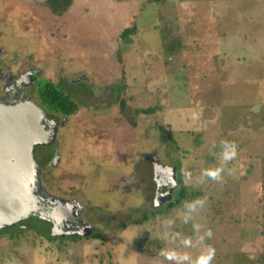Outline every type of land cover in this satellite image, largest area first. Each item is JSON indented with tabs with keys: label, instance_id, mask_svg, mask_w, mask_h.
<instances>
[{
	"label": "rangeland",
	"instance_id": "374dc122",
	"mask_svg": "<svg viewBox=\"0 0 264 264\" xmlns=\"http://www.w3.org/2000/svg\"><path fill=\"white\" fill-rule=\"evenodd\" d=\"M165 20L183 44L170 58L159 38ZM133 25L125 44L120 33ZM0 48L7 69L33 68L37 87L50 80L77 101L59 130L60 160L45 164L41 186L80 200L93 227L90 237L50 241L36 232L47 225L32 218L18 240L15 228L0 231V264H175L163 250L195 264L208 247L212 264L264 256V0H73L61 16L45 0H0ZM30 95L39 104L35 85ZM120 97L160 105L177 150L153 115L130 127ZM225 141L238 155L222 164ZM156 165L180 166L183 183L201 191L187 223L186 205L167 211L154 202ZM217 167L220 179L203 175ZM164 170L161 193L172 179ZM150 210L162 212L145 217Z\"/></svg>",
	"mask_w": 264,
	"mask_h": 264
},
{
	"label": "flooded vegetation",
	"instance_id": "af4514ba",
	"mask_svg": "<svg viewBox=\"0 0 264 264\" xmlns=\"http://www.w3.org/2000/svg\"><path fill=\"white\" fill-rule=\"evenodd\" d=\"M0 104L5 106H14L22 103L32 102L35 103L30 95L33 85L37 91V71L33 68L27 67L20 72L16 70L7 69L2 63L4 56L3 50L0 48ZM42 108V107H41ZM43 109V108H42ZM63 117V118H62ZM66 116L51 113L43 109V117L40 121L42 128L49 133L50 144L36 146L33 153V168L34 179L31 185V197L29 199L30 210L28 217L21 220L14 226V228L25 229L30 226L29 220L35 218L40 224H46L47 230L51 234V229L56 226L58 232L64 235H58L55 237L68 238L69 236L74 238L73 235L68 233L74 231H81L83 228L93 227L83 217V203L76 199H67L47 192L41 186L42 171L45 164H51L56 166L58 160H60L61 153L59 148V133L60 129L64 128L65 124L62 122ZM40 148H48L47 151L41 155V162L39 160ZM67 151H64L63 157H66ZM50 158V160H49ZM64 159V158H62ZM153 160L152 158H150ZM73 161V159H70ZM156 162V161H155ZM157 174L155 168L156 178L159 182H162V178L165 181L167 176L164 174L165 168L157 166ZM166 182V181H165ZM33 225V224H32ZM34 226V225H33ZM13 228V227H12ZM92 234V232H91ZM80 236V235H78Z\"/></svg>",
	"mask_w": 264,
	"mask_h": 264
},
{
	"label": "water",
	"instance_id": "95a60500",
	"mask_svg": "<svg viewBox=\"0 0 264 264\" xmlns=\"http://www.w3.org/2000/svg\"><path fill=\"white\" fill-rule=\"evenodd\" d=\"M20 106H5L0 104V231L14 227L21 220L28 217L22 204L31 197L27 188L34 179L33 153L36 146L50 144V139L35 140L30 135L35 124L39 125L43 109L32 102ZM30 105L40 117L29 111ZM36 118V119H35ZM40 120V121H39ZM40 130V129H39ZM170 171L171 181L161 193L158 189V178L155 175V192L153 200L157 205L171 200L172 192L176 186V167H167ZM32 173V174H31ZM92 228L86 227L81 231L68 233L88 237ZM51 235H64L58 232L56 226L51 229Z\"/></svg>",
	"mask_w": 264,
	"mask_h": 264
},
{
	"label": "trees",
	"instance_id": "16d2710c",
	"mask_svg": "<svg viewBox=\"0 0 264 264\" xmlns=\"http://www.w3.org/2000/svg\"><path fill=\"white\" fill-rule=\"evenodd\" d=\"M121 1V0H116ZM45 3L47 7L51 10V12L56 16H61L67 10L71 7L73 4V0H45ZM161 19L162 16L160 17ZM136 33V26H131L124 28L120 33V39L125 44H131L132 43V36ZM159 38H160V44H161V53L165 58H170L174 54H176L178 51H180L183 48L182 41L180 40L179 36L175 34L173 27L170 25L169 20H165L164 24L159 29ZM124 74L122 73L121 76V88L122 90L125 88V82H124ZM37 97L39 105L45 109L48 112L51 113H58L61 115H64L66 117L74 115L79 110V105L76 100H74L69 94H67L57 83H54L50 80H44L42 84H39L37 87ZM118 106H119V112L121 116L124 118V120L130 125V127L135 128L138 124V118L141 115L149 116L153 115L156 117V124L164 134L169 138L171 143L173 144V150H177L176 141L173 138V135L170 131L165 130L162 127V112H161V106L160 105H153L148 107H138V106H131L126 102V100L123 97H120L118 100ZM209 110L206 109L203 113L205 115V118L209 115L207 114ZM198 137V136H197ZM176 167V188H178V191L171 200L166 202L165 209L164 210H174L178 209L180 207H183V205H188L190 203H193L196 201L197 198L201 196V191L198 189H194L190 186H186L183 183L182 173L180 166H174ZM173 190V191H174ZM163 210V211H164ZM158 212H162V210H150L149 215H146L145 217L149 218L154 217ZM14 228V227H13ZM33 229V228H32ZM7 230V229H6ZM2 231V230H1ZM14 233L11 234V238L18 240L21 238L22 234L26 231L24 229L15 228ZM39 235L46 238L47 240H54L57 239V237L50 234L48 230L40 229L36 231ZM261 235L264 240V219L262 222V228H261ZM91 236V235H90ZM88 236V237H90ZM77 237H80L77 235ZM60 237H58L59 239ZM72 238V237H68ZM76 238V237H74ZM61 241V240H59ZM64 241V240H62ZM153 253L149 250L148 255H152ZM264 256L256 257L254 259L249 258L245 254H237L235 257V264H263Z\"/></svg>",
	"mask_w": 264,
	"mask_h": 264
},
{
	"label": "clouds",
	"instance_id": "9594fccd",
	"mask_svg": "<svg viewBox=\"0 0 264 264\" xmlns=\"http://www.w3.org/2000/svg\"><path fill=\"white\" fill-rule=\"evenodd\" d=\"M238 153H237V146L234 143L230 142H223L222 143V152L220 154V159L222 164H226L234 159H236ZM224 171L223 167H217L215 169H208L205 170L203 175L213 179L218 180L221 178V174ZM203 204V201H196L193 203H190L186 205V208L188 210V214L184 217V222L187 223L190 219V213L195 211L197 206H200ZM169 224L172 222L169 221ZM207 237H211L212 233L211 231L207 232ZM205 236H200L198 238V243H202L205 240ZM183 245L185 247H190L192 245V240L189 238H185L183 240ZM161 256H163L168 261H174L175 264H185V262H190L191 258L187 253H179L176 250H163L160 253ZM215 258V249L208 247L206 250L202 252V254L197 258L195 261V264H212L213 259Z\"/></svg>",
	"mask_w": 264,
	"mask_h": 264
},
{
	"label": "bare ground",
	"instance_id": "6f19581e",
	"mask_svg": "<svg viewBox=\"0 0 264 264\" xmlns=\"http://www.w3.org/2000/svg\"><path fill=\"white\" fill-rule=\"evenodd\" d=\"M19 105V104H18ZM24 105H26L25 103H22L20 106H24ZM28 106V108L27 109H29V111L30 112H32V114L35 116V114L38 116V115H40L39 114V112L38 113H36V111H34L33 110V108L30 106V105H27ZM38 117H40V116H38ZM42 117H43V115H42ZM36 119V118H35ZM40 121V120H39ZM40 129V130H39ZM30 137H31V139H35V140H45V139H47V138H49V133L47 132V131H45L43 128H42V125H41V123L39 122V125H37V124H35V129H33L32 130V132H31V135H30ZM146 163V162H145ZM151 163V162H150ZM144 164V163H143ZM147 164V163H146ZM149 164V163H148ZM145 165V164H144ZM147 166V165H146ZM152 166H153V164H152ZM145 168H147V167H145ZM159 168V167H158ZM157 167H156V174H157V169H158ZM146 170V169H145ZM152 171V170H151ZM138 173V172H137ZM152 173V172H151ZM151 173H150V175H151ZM32 174V173H31ZM145 176V175H144ZM139 178V177H138ZM150 178V177H149ZM141 179V178H140ZM144 179V178H143ZM145 181V180H144ZM33 183H32V181H31V183L29 184V186H28V188H27V191H29V196H30V194H31V185H32ZM153 184V183H152ZM147 187V186H146ZM148 188V187H147ZM22 207L24 208L22 211L21 210H19V212L20 213H25V211H27V212H29V210H30V204H29V200L28 201H26L24 204H22Z\"/></svg>",
	"mask_w": 264,
	"mask_h": 264
}]
</instances>
